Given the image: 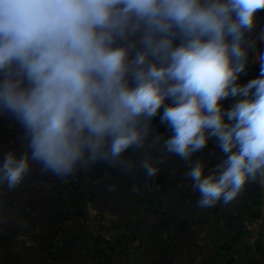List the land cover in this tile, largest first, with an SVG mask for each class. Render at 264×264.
<instances>
[{
  "label": "clouds",
  "instance_id": "clouds-1",
  "mask_svg": "<svg viewBox=\"0 0 264 264\" xmlns=\"http://www.w3.org/2000/svg\"><path fill=\"white\" fill-rule=\"evenodd\" d=\"M262 9L264 0H0V117L25 145L4 153L0 185L14 190L34 165L58 178L97 163L132 172L131 151L152 177L150 145L190 162L212 139L220 162L208 170L197 158L186 173L198 207L264 181V53L260 77L238 83ZM229 97L239 99L226 110ZM157 116L170 135L155 131Z\"/></svg>",
  "mask_w": 264,
  "mask_h": 264
},
{
  "label": "crops",
  "instance_id": "crops-1",
  "mask_svg": "<svg viewBox=\"0 0 264 264\" xmlns=\"http://www.w3.org/2000/svg\"><path fill=\"white\" fill-rule=\"evenodd\" d=\"M238 83L247 81L240 77ZM237 99L221 103L227 110ZM22 135L19 125L0 117V160L10 150L17 155L24 150ZM147 151L160 161L152 177L161 189L151 202L139 188L143 152L136 151L126 154L136 165L132 172L114 168L112 173L106 167L81 206V216L65 207L68 190L63 184L69 176L42 174L34 165L14 190L0 185V264H96L91 249L97 237L113 246L106 251L110 264H224L229 258L231 264H264V181L248 183L231 203L200 208L199 193L186 173L197 158L208 170L220 162L223 154L215 139L190 162L163 153L162 143ZM253 186L258 188V205L251 202ZM252 212H258V237L245 225ZM54 241L60 243L58 249Z\"/></svg>",
  "mask_w": 264,
  "mask_h": 264
},
{
  "label": "trees",
  "instance_id": "trees-1",
  "mask_svg": "<svg viewBox=\"0 0 264 264\" xmlns=\"http://www.w3.org/2000/svg\"><path fill=\"white\" fill-rule=\"evenodd\" d=\"M258 13L261 16V19L264 23V9L259 10ZM249 39H251V37H249ZM248 66H251L253 71L260 74V69L252 62L251 51L249 53V62L246 69L248 68ZM241 76L244 78L245 81H247L245 75L241 74ZM162 111L163 110H161V112ZM156 121L157 119L155 118L152 123L154 124V122ZM166 130L170 133V130L168 128H166ZM1 131L4 133L6 132V130L4 129H2ZM105 165L106 164L104 163H98L97 167H95L94 169L93 175L88 180L85 179L86 167L79 168L74 174H72L67 178L66 182L63 184L64 189L68 190V200L67 203H65V207L67 209L72 208V211H74L73 213H75L78 216L82 215L81 206L83 205V203L89 200L91 193L95 188L94 180L97 178V175L100 172L102 173V171L105 168ZM111 172L113 173L114 169H112ZM150 178L152 179L153 177ZM154 181L155 180H153V182ZM253 190L256 193V195L252 197L251 202L255 205H258L259 204V201L257 199L258 188L256 186H253ZM147 200L148 201H146V199L145 200L143 199V202L145 201L151 202L152 198L149 197L147 198ZM65 215L66 213H62L61 218H64ZM257 216H258V212H252L248 214L246 217L247 219H251ZM237 240H238V236L235 237L233 244L236 243ZM112 249L113 246L111 245L110 241L97 237L94 241V246L91 249V255L97 260L96 264H110V259L106 251H110Z\"/></svg>",
  "mask_w": 264,
  "mask_h": 264
},
{
  "label": "built area",
  "instance_id": "built-area-1",
  "mask_svg": "<svg viewBox=\"0 0 264 264\" xmlns=\"http://www.w3.org/2000/svg\"><path fill=\"white\" fill-rule=\"evenodd\" d=\"M245 73L246 74H242V75H245V77L247 78V83L253 79H257L260 77V74L253 71L251 66H248V68L245 70ZM166 103L170 104L171 101H166ZM156 119L157 121L154 122L153 126L159 131V133L163 135H170V133L166 130L167 128L166 125L160 123L159 116H157ZM103 174L104 173H99V176L101 177ZM98 180H99V177H98ZM153 180L155 179L154 178L151 179L149 176L146 175V173H142L140 176L139 188H140V191L143 193V195L147 198L149 197L152 198L161 189L160 183L157 180L153 182ZM245 225L248 231L253 232L254 236L258 237L259 234L261 233V230L257 225V218L247 219L245 221ZM263 239H264V235H263ZM53 247L58 249L60 247V243H58L57 241H54ZM224 264H231L230 258Z\"/></svg>",
  "mask_w": 264,
  "mask_h": 264
},
{
  "label": "water",
  "instance_id": "water-1",
  "mask_svg": "<svg viewBox=\"0 0 264 264\" xmlns=\"http://www.w3.org/2000/svg\"><path fill=\"white\" fill-rule=\"evenodd\" d=\"M256 27L258 28V37L255 38L252 36L251 39H254L256 41L255 48L257 49L258 53H264V41L259 39L261 31L264 30V23L258 12L256 13ZM259 47H260V50H259ZM251 59H252V62L260 69V64L253 61V50H251Z\"/></svg>",
  "mask_w": 264,
  "mask_h": 264
},
{
  "label": "rangeland",
  "instance_id": "rangeland-1",
  "mask_svg": "<svg viewBox=\"0 0 264 264\" xmlns=\"http://www.w3.org/2000/svg\"><path fill=\"white\" fill-rule=\"evenodd\" d=\"M259 50H260V47H259ZM97 165H98V163L96 164V165H94V166H92V168L93 169H90V167L91 166H88V167H86L85 168V179L86 180H88L92 175H93V172H94V169H95V167H97ZM106 167H108L107 165H105V168H104V170L103 171H106ZM109 168H111V167H109ZM112 169H114V168H111V171H112ZM103 171H102V173H103ZM101 173V172H100ZM98 177H99V180H98ZM98 180V181H97ZM101 180V177L99 176V174L97 175V178L94 180V185H95V187L99 184V181Z\"/></svg>",
  "mask_w": 264,
  "mask_h": 264
},
{
  "label": "bare ground",
  "instance_id": "bare-ground-1",
  "mask_svg": "<svg viewBox=\"0 0 264 264\" xmlns=\"http://www.w3.org/2000/svg\"><path fill=\"white\" fill-rule=\"evenodd\" d=\"M252 35H253V37H255V38H257L258 37V28L255 26V28L253 29V31H252ZM257 53H258V51H257V49L255 48L254 50H253V59H254V61L256 62V63H259V61L257 60Z\"/></svg>",
  "mask_w": 264,
  "mask_h": 264
}]
</instances>
